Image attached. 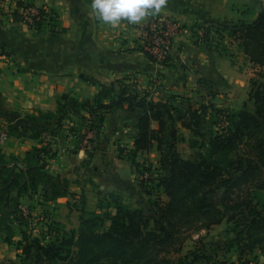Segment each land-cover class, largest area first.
I'll return each instance as SVG.
<instances>
[{
	"label": "trees",
	"instance_id": "16d2710c",
	"mask_svg": "<svg viewBox=\"0 0 264 264\" xmlns=\"http://www.w3.org/2000/svg\"><path fill=\"white\" fill-rule=\"evenodd\" d=\"M34 4L31 0H18L17 7ZM13 15L15 20L21 21L18 10ZM37 25L40 29L41 23ZM197 27L202 29V39L207 47L214 45V35L220 37L217 45L221 41L226 43L227 35L237 42L257 68L259 79L250 80L249 96L254 102L253 111L245 105L238 112H227L212 103H192L190 98L179 94L155 100L150 91L139 90L125 82L121 93L113 98H110L113 88L108 86L103 87L93 100L80 101L63 95L58 100L55 113L43 114L49 123L54 121L53 136L57 135L66 119L76 116L90 122L88 128L97 139L106 114L113 109L141 110L133 148L119 146L118 155L143 175L145 165L138 161V156L157 144L161 153L160 170L157 178H149L156 182L153 192L157 196L149 197V213L131 208L116 193H111L106 203L99 205L98 211H91L85 194L78 196L70 191L68 179L58 177L62 185L49 184L47 169L56 152L49 142L41 140V134L49 132L46 128H41L36 136L39 145H34L23 158L11 154L13 161H10L0 147V218L17 222L21 228L22 238L16 247L22 250L24 259H32L34 264H251V260L244 259L246 250L253 253L258 247L264 252V201L253 203L247 198H237L236 201L232 195L243 185L259 179L261 183L258 185L264 190V5L252 22L211 23ZM222 49L227 48L224 45ZM144 52L156 61L153 55ZM210 109L223 116L229 125L207 139L206 152H200L195 160L187 159L177 147L179 142L186 141L177 125L203 138L202 123ZM154 122L158 128L153 127ZM10 130L19 134L15 126ZM166 132L168 136L165 137ZM191 143L193 146L199 144L194 138H191ZM244 145L247 153L239 154L240 147ZM86 151L92 155L88 149ZM148 171L153 170L150 167ZM145 182L141 180V188L146 187ZM41 187L45 189V196L53 201L71 196L74 204L70 200L67 205L75 207L79 213L76 230H55L59 234L47 243L24 229L28 227V221L21 209L22 198L39 193ZM219 188L226 192L217 204L210 196ZM224 221L234 225L235 238L227 251L231 250L233 243L238 245L235 250L238 262L222 260L218 251L212 250L202 238L193 249L177 259L161 257L174 246L183 228L201 226L208 230ZM6 241L13 243L11 238H6Z\"/></svg>",
	"mask_w": 264,
	"mask_h": 264
},
{
	"label": "crops",
	"instance_id": "0c3cea01",
	"mask_svg": "<svg viewBox=\"0 0 264 264\" xmlns=\"http://www.w3.org/2000/svg\"><path fill=\"white\" fill-rule=\"evenodd\" d=\"M31 1L39 7L52 9L57 16V25L41 30L30 28L14 18L18 0H0V128L3 123L10 122L17 129L23 128L25 113L34 110L55 113L58 100L63 95L80 101L93 100L103 87L108 86L113 88L110 98L116 97L121 93L123 82L135 85L139 90L150 91L155 100L165 99L172 94L189 93V97H193L194 92L208 89V85L217 92L223 91L220 93H225L228 99H234L237 90L245 84L243 78L249 80L252 77L251 73L240 71V62L234 63L226 54L227 49H220L222 45H217L219 39L214 37V45L207 47L202 39L203 31L197 26L252 22L264 5L258 7V0H167L159 14L149 15L138 24L121 20L115 27L97 18L91 9V0ZM243 5H246L244 9ZM159 16L186 24L189 35L191 32V37L197 38L194 42L189 36V78L186 81L178 77L181 70L174 60L166 64L153 61L138 44L147 23ZM231 42L246 58L237 42ZM235 53L240 54L238 51ZM248 63H251L249 59ZM140 114V109L130 110L127 107L107 113L96 139L95 152L109 146L110 142L125 143L127 145L124 147L133 148ZM72 117L77 126L85 123L84 119ZM64 127H68V124L63 125L58 134L63 133ZM153 127L158 128V124L154 122ZM177 127L185 138L184 131L191 133L180 124ZM126 133H129V139L125 138ZM73 138L68 137L65 152L58 154L56 151L58 155L53 158L54 170L58 174H65L64 177L72 184L76 178L71 176L73 165L79 167L83 178H87V174L83 173H87L96 163L98 155L94 152L89 156L86 149L78 147ZM7 149L13 155L21 154L18 146ZM152 149L158 151L156 143ZM116 157L118 162L105 164L107 176L119 178L122 182L121 185L113 182L115 186H111L109 191L120 194L126 204L138 209L133 206L134 200L129 198L132 194L139 196L142 191L135 169L129 161L120 159L119 155ZM81 162L89 166H79ZM121 165L126 173L124 178L120 172ZM109 187L107 182L101 186L105 189ZM69 189L76 191L72 185ZM69 201L68 198L66 203ZM230 261L238 262V254L235 253Z\"/></svg>",
	"mask_w": 264,
	"mask_h": 264
},
{
	"label": "rangeland",
	"instance_id": "374dc122",
	"mask_svg": "<svg viewBox=\"0 0 264 264\" xmlns=\"http://www.w3.org/2000/svg\"><path fill=\"white\" fill-rule=\"evenodd\" d=\"M263 3L264 0H258L257 6L260 7ZM245 6L246 5H243L242 8L244 9ZM167 19L170 20L171 24V37L174 42V49L177 50L172 54V61L174 60L177 63L176 66H178L181 70L178 73V77L183 80H188L189 36L191 39V32L189 35V27L186 26V24L184 25L180 21L177 22L171 18ZM142 36L138 41V44H140V46H142L143 43ZM214 37L216 40L219 39L218 41H220V37L218 35H214ZM225 37L226 43H223V41H221L220 44L222 45V47H224L225 45V48H227L226 54L228 55V57H230L234 63L239 64L240 62L239 68L242 73H251L252 77L249 80H251L252 78L259 79V76H257V68L254 67L252 63H248L249 58H245V56L241 54V51L237 49L236 45L233 42H231V38H228L227 35H225ZM192 40H194L195 42L197 38L193 37ZM222 47L220 49H222ZM236 51L240 52V54L235 53ZM180 52L182 54H180ZM243 80L245 84L237 90L234 99H228L229 97H227L225 93H220L223 91L217 92L214 89L209 88V85L208 89H199L198 92H194L193 97H189V93H185L183 96L188 97V99L190 98L192 103L198 105L212 103L217 108L225 109L227 112H238L239 110L243 109L245 105L249 110L253 111L254 102L252 99H250V96H248L251 84L248 79L243 78ZM218 94L221 96H217ZM44 113L46 112L43 111L41 113V111L39 112V110L31 111L29 112V114L25 113V122L24 124H22L24 125V127L21 129L18 128L19 134L11 132L10 129L14 125L12 124V122L3 123L2 128L7 131L8 139L3 145L0 144V147H2L6 152L7 157L10 161H13L10 158V155L12 153H10L7 148L18 146L19 152L21 154L17 156L24 157L25 153L34 145H39L40 141L36 136H38V132L41 128H46V130L49 131L41 134V140H43V142L45 143L49 142L53 146V151H57L58 154L59 152H65L67 148L66 141L70 136L74 137L73 140L77 142L78 147L88 149L91 154H94L97 147V140L91 141L90 139L92 138L93 140H95L96 136L88 128V126L90 125L89 121L85 120V123L77 126L75 125V121H72L74 117H71L70 120L64 121V125L68 124V127H64V131L62 130L63 133H57L58 135L55 138V136H53V134L51 133V131L55 128L54 121L52 123H49L46 116L43 115ZM228 125V122L224 119L223 116L220 117L219 115L214 114L210 109L208 116L203 119L202 123V132L205 138L197 137L188 131H184V133L186 134V141L179 142L177 144V147L185 158L195 160L200 152L207 151V139L213 136L218 130H222L228 127ZM67 132H69V134H67ZM81 132L83 135L81 134ZM166 136H168V132L165 133V137ZM122 137H124V135H122ZM125 138L129 139V133H126ZM191 138L198 140V146L192 145ZM115 141L117 142L118 140L115 139ZM118 145L124 146L127 144H111L110 142L109 146L106 145V147L99 148L98 151L95 152L98 153L96 163L93 166L91 165L92 167L88 169L87 173H83L87 174V178H83V176H81L79 167H75V164L72 167L73 172H71V176H75L76 178L74 177L75 179H73V184L71 183V180L69 181V187L71 188L72 185V188L76 190L75 193L78 196H80L81 194L86 195L88 201V209L91 211H98L99 205L106 203L105 201L108 200V196L112 193L111 191H109V189L111 190V186H115L113 182L121 185L120 183L122 181H120L119 178L113 179V177L109 178L107 176L108 168L107 166L105 167L106 162H112V164L118 162V160L116 159V156H118L119 154ZM238 153L246 154V146H241ZM160 159L161 153L156 149L142 152L138 156V161H140L141 164L145 165V171L143 175H141V173L139 174L135 170L138 178V186L142 191L139 196L132 194V196L134 197L131 198L132 196L129 195V198L134 200L133 206L139 207L147 213H149L148 211L150 210V205L148 203L149 197L154 198L157 196V193L153 192L154 184L156 182H152V180H149V178L150 176H152V178H157L158 172L160 170ZM54 165L55 162H53L52 158L49 161L47 169L50 174V178H48L49 184L55 182L56 184L62 185V180H58V177L64 179L66 178L64 177L65 174H58L57 171L53 168ZM85 165L89 166V164H87L86 162H81L79 166L85 167ZM121 167L122 169L120 172L122 173L124 178V174H126L125 169L123 165H121L120 168ZM150 167L153 170L152 172L148 171ZM142 179L146 180V187L144 188H141ZM105 182L109 183L110 187L108 189L101 188V186L105 184ZM259 183H261V179H259L258 181L253 180L248 184L243 185L240 189L233 191V199L237 201V198H240L238 200L247 198L248 200L250 199L253 203L264 201V190L260 189L258 185ZM44 190L45 189L41 187L39 193L32 194L29 197H23L21 200V209L23 211V214L26 216V220L28 221V227H25L24 229H27V231L33 236L39 237L43 243H47L59 234V231L57 233V231L55 230H60V232L63 231V229L69 231L76 230L77 226L79 225V213L76 211L75 207H69L66 203L69 198V200H71V202L74 204V199L71 196L67 199L53 201L45 196ZM155 190L157 189L155 188ZM225 192L226 191L224 188H219L216 192L211 194L210 198L212 201L219 204L224 198ZM233 228L234 225L227 221L212 226L208 230L202 228L201 226L193 227L191 229H189V227H185L180 231L174 246L171 247L168 252L162 253L161 257L166 256L171 259H177L180 256L188 253L190 249H193L198 241L202 238L204 242H207V244H209L212 250L218 251V255L222 260L227 259L228 261H230L232 256L237 253L235 250L238 249V245L233 243L231 246V250L227 251L228 246H230V242L235 238V232L233 231ZM6 238H11L13 243L8 244ZM21 238V228L19 227L17 222H10L7 221L6 218H0V263L12 264V262H14L15 264H34L32 259H24L22 250L17 249V242ZM243 255L245 260H251V264H264V252H262V250H260L258 247L253 253L249 252V250H246ZM57 264L63 263L58 262Z\"/></svg>",
	"mask_w": 264,
	"mask_h": 264
},
{
	"label": "built area",
	"instance_id": "2783aa9c",
	"mask_svg": "<svg viewBox=\"0 0 264 264\" xmlns=\"http://www.w3.org/2000/svg\"><path fill=\"white\" fill-rule=\"evenodd\" d=\"M21 14V22L30 28L41 30L46 26L55 27L57 25L56 13L45 6L29 5L18 7ZM38 22L41 28H38ZM142 48L153 55L157 62H169L174 49V42L171 37V24L167 17L159 16L152 18L142 34ZM8 139V133L4 128H0V144L3 145Z\"/></svg>",
	"mask_w": 264,
	"mask_h": 264
},
{
	"label": "clouds",
	"instance_id": "9594fccd",
	"mask_svg": "<svg viewBox=\"0 0 264 264\" xmlns=\"http://www.w3.org/2000/svg\"><path fill=\"white\" fill-rule=\"evenodd\" d=\"M167 0H91V9L97 18L113 27L121 20L138 24L149 15H156Z\"/></svg>",
	"mask_w": 264,
	"mask_h": 264
}]
</instances>
